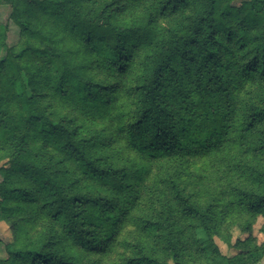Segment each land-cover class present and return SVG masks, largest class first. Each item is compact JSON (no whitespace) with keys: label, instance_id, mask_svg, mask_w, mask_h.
I'll list each match as a JSON object with an SVG mask.
<instances>
[{"label":"trees","instance_id":"obj_1","mask_svg":"<svg viewBox=\"0 0 264 264\" xmlns=\"http://www.w3.org/2000/svg\"><path fill=\"white\" fill-rule=\"evenodd\" d=\"M0 4V264L264 257V0Z\"/></svg>","mask_w":264,"mask_h":264},{"label":"rangeland","instance_id":"obj_2","mask_svg":"<svg viewBox=\"0 0 264 264\" xmlns=\"http://www.w3.org/2000/svg\"><path fill=\"white\" fill-rule=\"evenodd\" d=\"M10 14V7L6 4H0V25H5ZM18 39V29L10 24L8 35H7V44L8 46L14 45ZM2 180V175L0 173V181ZM262 224V218H259L256 223L252 226L250 233H240L234 229L232 233L233 242L237 239L242 240L248 235L256 240L258 244L264 241V235L259 232L260 226ZM10 233L8 226L4 222H0V257L4 258V245L9 243ZM215 242L219 247V250L222 255L232 258L240 253V249H234L229 247L227 244L222 242L220 239L216 238ZM251 264H264V257H261L259 261H250Z\"/></svg>","mask_w":264,"mask_h":264}]
</instances>
